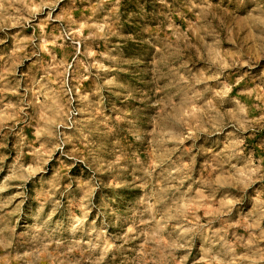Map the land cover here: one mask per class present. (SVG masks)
Wrapping results in <instances>:
<instances>
[{"label": "clouds", "instance_id": "obj_1", "mask_svg": "<svg viewBox=\"0 0 264 264\" xmlns=\"http://www.w3.org/2000/svg\"><path fill=\"white\" fill-rule=\"evenodd\" d=\"M0 264H264V0H0Z\"/></svg>", "mask_w": 264, "mask_h": 264}]
</instances>
